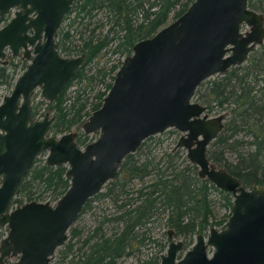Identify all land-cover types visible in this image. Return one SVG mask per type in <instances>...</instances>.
Listing matches in <instances>:
<instances>
[{
    "label": "water",
    "instance_id": "1",
    "mask_svg": "<svg viewBox=\"0 0 264 264\" xmlns=\"http://www.w3.org/2000/svg\"><path fill=\"white\" fill-rule=\"evenodd\" d=\"M73 2L0 0V17L15 9L0 27V64L6 51L30 58L0 102V227L7 229L0 264H50L86 202L116 177L123 159L170 128L182 133L175 146L186 151L198 175L233 200L225 227L197 234L180 257L183 242L168 230L160 264H264V187L246 188L210 162L207 150L223 117L208 116L194 100L202 82L242 64L264 41L263 15L247 0H193L179 17L133 45L101 106L81 124L85 135L98 134L82 147L72 131L49 134L53 116L31 114L35 89L54 102L86 61L85 55H61L57 43ZM41 154L47 165L68 167L69 187L54 204L32 200L12 208Z\"/></svg>",
    "mask_w": 264,
    "mask_h": 264
},
{
    "label": "trees",
    "instance_id": "2",
    "mask_svg": "<svg viewBox=\"0 0 264 264\" xmlns=\"http://www.w3.org/2000/svg\"><path fill=\"white\" fill-rule=\"evenodd\" d=\"M192 1L74 0L65 16L66 27L58 30L57 43L61 54H83L86 61L55 102L41 99L33 103L32 116L38 115V110L44 105L54 111L55 118L50 126L52 134L71 131L101 106L114 74L122 64L119 61L109 67L106 63L99 65L97 59L106 48L114 45L113 53L125 57L130 55L137 41L151 37L165 26L172 13L174 19L179 17ZM247 3L264 17V0H247ZM99 13L103 16L94 23L92 20ZM84 20L88 21L84 23ZM77 22L84 31H76ZM90 24L95 25L88 29ZM97 29L99 34H95ZM86 30L88 35H84ZM76 34L79 45L75 50L68 44ZM93 62L95 65L87 70L86 65ZM25 67V62L15 59L0 65V86L11 89L17 73ZM108 75L109 81L106 82ZM263 81L264 44L260 49H253L241 65L206 83L202 82L194 94L195 101L205 105L208 112L224 113L222 129L207 150L210 162L235 176L246 188L264 187ZM74 82L79 86L73 91L74 95L66 97V91ZM101 83L105 89H97L92 97H88L87 88ZM247 136L251 137L249 142L245 139ZM155 138L148 137L134 153L128 154L116 177L104 185L105 190L86 202L74 222L75 226L68 230V239L55 251L52 264H120L122 257L137 252L149 238L146 230L158 216L164 219L169 230L184 238L185 245L192 243L194 235L203 234L211 227H225L231 214L232 195L201 178L198 168L186 158L178 162L181 158L178 152L181 151L176 146V151L165 154L162 159L150 157L149 141ZM76 141L79 146H85L92 140L89 135L78 133ZM244 144L253 145L252 150L241 152L239 147ZM225 151H235V162L227 161ZM66 170L64 165L50 166L37 159L29 177L12 199V206L32 200L55 202L69 187ZM215 193L221 196L223 203L220 206L228 209L224 217H216ZM96 201H108L113 211L105 213L106 208L102 209V213L94 218L92 227L80 225L79 216L89 211L92 202ZM6 231L0 227V240ZM143 264H160V258L152 256Z\"/></svg>",
    "mask_w": 264,
    "mask_h": 264
},
{
    "label": "rangeland",
    "instance_id": "3",
    "mask_svg": "<svg viewBox=\"0 0 264 264\" xmlns=\"http://www.w3.org/2000/svg\"><path fill=\"white\" fill-rule=\"evenodd\" d=\"M74 4V2H73ZM72 4V5H73ZM73 14L70 16L72 17ZM103 16V14L99 13L97 15V18L92 20L95 23V20L100 19ZM174 20V14L172 13L169 16V20L167 22L170 23L171 21ZM88 20H84L83 22L86 23ZM103 21H105V16L103 18ZM67 21H63L61 27H66ZM85 25V24H84ZM95 24H90V26H88V29H91L94 27ZM77 29L76 31H84V29H82V27L79 26L78 22L76 23ZM83 26V24H82ZM106 28H104L105 30ZM247 30V29H245ZM244 30V31H245ZM99 29H97L95 34H99ZM101 32V31H100ZM84 35H88L87 30L84 32ZM78 35L76 34L74 36V38H72L70 44H68V46L71 49H77V45H79V41H78ZM264 44V41L255 46V50L256 49H260L261 46ZM114 45H110L106 48V50L104 51V53L97 59L99 65L106 63V66L109 67L111 64L113 63H118L119 61H122L125 56L123 55H119L118 53H113V47ZM64 56L67 57H75L73 55H66L65 53H62ZM96 62V61H94ZM91 63L86 65V69L89 70L90 68H92V66H94L95 64ZM20 74L17 73V76ZM219 75H214L209 77L208 79L205 80V83L209 80L215 79L217 78ZM109 75L106 78V82L109 81ZM264 84V81H263ZM79 86V84L77 82H74L73 85L68 88V90L66 91V97H71L72 95H74V90ZM205 86V84H204ZM97 89H101L104 90L105 89V85L104 83L101 84H93L92 86H90L89 88H87V95L88 97H92L94 95V93L97 91ZM11 91V89L6 88L5 86H0V102L2 100V97L7 95L9 92ZM42 97L40 96V90L37 88L34 90V92L31 95V103L33 105V103H35L38 100H41ZM195 100V98H194ZM45 113H48L50 116L54 115V111L48 109L47 107H45L44 105L41 106V108L38 110V115L35 117V119H40L42 118V115H44ZM206 114L208 116H216L218 114H224L223 111L221 113H217V111H213V112H208L206 111ZM86 119L83 120V122ZM79 123L77 126L73 127L71 129L72 132L78 134V133H82V128H81V124L83 123ZM52 134V133H51ZM182 135L181 132H179L178 130H175L173 128L167 129L165 130L163 133L161 134H157L155 135V139L150 140L149 141V152L148 155L150 157H155L156 159H162V157H164L165 154L168 153H173L174 151H176L175 145L179 139V137ZM98 137V134H89V138L91 140L96 139ZM159 138V140L157 139ZM245 139L249 142L251 140V137L247 136L245 137ZM253 145H249V144H244L241 147H239V150L242 152H246L249 150H252ZM181 152H178V154L180 155V159H178V162L182 160V158H186V151L182 148H179ZM224 157L227 159V161L229 162H235V157H236V153L235 151H225L224 152ZM38 159L42 161H45V156L41 155L38 157ZM215 167H217L216 165H214ZM105 190V186L102 188V191ZM214 196V200H215V205H216V217L220 218V217H224L227 213H228V209L227 208H223L222 206H220L222 202L221 196L220 194H216L213 195ZM55 202H51V204H54ZM106 208L107 211H105V213L108 212H112L113 208L111 206V204L106 201V202H92V208L87 211L86 213L82 214L79 216V220L78 223H80V225H84L86 228L87 227H92L94 225V218L97 215H100V213H102V209ZM76 223V222H75ZM75 223H73V226H75ZM6 229V227H4ZM216 228V227H215ZM218 230H220L221 228H217ZM169 230V228H167L164 224V219L160 216H158L154 222H152L149 226V229L146 230V236H148L149 238H147L143 244H141L139 246V250L137 252H134V254L132 255H127L122 257L119 260L120 264H136L137 262H141L143 264L144 261L148 260L150 257L152 256H159L162 254L166 253L167 250V246H168V239H167V231ZM208 230L205 231L203 233V235H207ZM195 237L196 235H194L192 237V243L189 245H185L184 243V238L181 235H175L174 234V240H180L183 242V248L182 250L179 252L178 257L182 256L187 250H189L191 248V246L193 245V243L195 242ZM52 264V262H51Z\"/></svg>",
    "mask_w": 264,
    "mask_h": 264
},
{
    "label": "flooded vegetation",
    "instance_id": "4",
    "mask_svg": "<svg viewBox=\"0 0 264 264\" xmlns=\"http://www.w3.org/2000/svg\"><path fill=\"white\" fill-rule=\"evenodd\" d=\"M14 11H15V9H11V10L8 12L7 15L0 17V27H2L3 25H5V24L9 21V19H10V18L12 17V15H13ZM64 20H65V18H64ZM64 20H63V21H64ZM62 23H63V22H62ZM61 25H62V24H61ZM252 51H253V50H252ZM252 51H251V52H252ZM6 52H7V55H6L5 59H4V61H3L0 65L8 64V63L11 61V59H15V60H17V62H25V63H26V67H27V65L29 64L30 58H24L23 55H22V52H20V53H19L17 56H15V57L12 56L11 53H10L9 51H6ZM251 52H250V53H251ZM250 53H249V54H250ZM60 54H61V53H60ZM249 54H248V56H249ZM61 55H63V54H61ZM81 55H83V54H81ZM63 56H64V55H63ZM76 56H78V55H76ZM76 56H75V57H76ZM127 56H128V55H127ZM65 57H67V56H65ZM70 58H71V57H70ZM247 58H248V57H247ZM245 61H246V60H245ZM245 61H244V62H245ZM244 62H243V63H244ZM239 65H241V64H239ZM237 66H238V65H237ZM26 67H25V69H26ZM234 67H235V66H234ZM231 68H232V67H231ZM25 69H24V70H25ZM118 69H119V68H118ZM118 69H117V70H118ZM24 70H20V71H19L20 74H21ZM117 70H116V71H117ZM229 70H230V69H229ZM229 70H228V71H229ZM228 71H227V72H228ZM227 72H226V73H227ZM77 73H78V72H77ZM115 73H116V72H115ZM226 73H224V74H226ZM20 74H19V75H20ZM19 75H18V76H19ZM222 75H223V74H222ZM18 76H16V78H17ZM114 77H115V74H114ZM16 78H15V79H16ZM14 82H15V80H14ZM14 82H13V84H14ZM111 82L113 83V80H112ZM111 85H112V84H111ZM12 86H13V85H12ZM66 86H67V85H66ZM11 89H12V87H11ZM108 90H109V89H108ZM107 92H108V91H107ZM107 92H106V94H107ZM31 95H32V94H31ZM40 96H41V95H40ZM58 96H59V95H58ZM104 97H105V96H104ZM2 98H3V97H2ZM57 98H58V97H57ZM42 100H45V99L42 98ZM45 101H47V100H45ZM47 102H48V101H47ZM54 102H55V101H54ZM48 103H50V102H48ZM51 103H53V102H51ZM31 110H32V103H31ZM206 111H207V109H206ZM45 114H48V113H45ZM45 114H44V115H45ZM44 115H42V117H43ZM48 115H49V114H48ZM218 115H221V116L223 117L222 120L224 121V116H223L222 114H218ZM36 116H37V115H36ZM36 116H34V117L32 116V117L35 118ZM49 116H50V115H49ZM52 116L54 117V115H52ZM54 118H55V117H54ZM87 118H88V117H87ZM87 118H86V119H87ZM40 119H41V118H40ZM53 121H54V120H53ZM52 123H53V122H52ZM49 129H50V128H49ZM82 133H83V131H82ZM49 134H51L50 131H49ZM57 135H61V134H57ZM93 140H95V139H93ZM93 140H92V141H93ZM92 141H91V142H92ZM89 143H90V142H89ZM87 144H88V143H87ZM82 147H83V146H82ZM41 155H44L45 158H46V154H41ZM41 155H40V156H41ZM37 159H38V158H37ZM37 159H36V160H37ZM44 162H45V161H44ZM35 163H36V162H35ZM45 164H46V163H45ZM61 165H63V164H61ZM64 166H66V165H64ZM66 167H67V166H66ZM67 168H68V167H67ZM66 171H67V170H66ZM65 175H66V174H65ZM28 177H29V176H28ZM69 184H70V183H69ZM15 195H16V194H15ZM62 195H63V194H62ZM14 197H15V196H14ZM59 198H60V197H59ZM59 198H58V199H59ZM58 199H57V200H58ZM57 200H56V201H57ZM35 201H41V200H35ZM44 201H49V200H43L42 202H44ZM56 201H55V202H56ZM49 202H50V201H49ZM50 203H51V202H50ZM75 221H76V220H75ZM6 232H7V231H6ZM5 235H6V233H5ZM5 235H4V236H5ZM4 236H3V237H4ZM1 239H2V238H1ZM50 264H51V263H50Z\"/></svg>",
    "mask_w": 264,
    "mask_h": 264
}]
</instances>
